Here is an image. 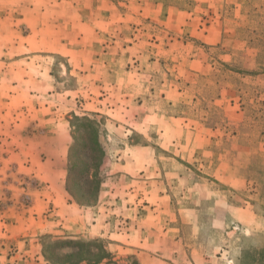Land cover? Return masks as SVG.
<instances>
[{"label": "rangeland", "instance_id": "obj_1", "mask_svg": "<svg viewBox=\"0 0 264 264\" xmlns=\"http://www.w3.org/2000/svg\"><path fill=\"white\" fill-rule=\"evenodd\" d=\"M76 116L99 123L91 186ZM71 206L102 235L60 233ZM67 241L264 264V0H0V264Z\"/></svg>", "mask_w": 264, "mask_h": 264}, {"label": "trees", "instance_id": "obj_2", "mask_svg": "<svg viewBox=\"0 0 264 264\" xmlns=\"http://www.w3.org/2000/svg\"><path fill=\"white\" fill-rule=\"evenodd\" d=\"M76 123L71 122V129L73 133V139L75 142H77V135L81 134V131H88L89 132V138L90 141H93V146L89 145V147H85V150L88 156H91L88 161L84 162L86 166L87 172H85L84 181H87L86 184L92 185L95 183L96 175L95 173H90V169L92 166L97 165L100 163V159L97 161L95 158H93L91 151H95V153L100 154L101 152V145L99 143V123L91 120L90 118H80L75 117ZM76 144V143H75ZM90 146H92L90 148ZM76 164L73 161L72 157V150L69 154V176L67 180V190L68 192L74 196L75 191L79 192L80 190V182H82V179L79 180V178L76 177L75 169ZM75 179H77V183H75ZM73 181V184H72ZM73 186H72V185ZM73 187L76 189L74 190ZM84 195V194H83ZM91 195L93 193L91 192ZM85 198H88L87 196H83ZM77 203L80 205H84L83 201L81 202L79 199H77ZM96 244V242H73V241H67V242H49L47 245L43 244V251H44V257L48 264H119L114 260L113 255L109 250L102 245H99L98 251L94 252L92 250V245ZM59 247L60 249H66L71 248V251L66 254L61 253H54L53 251L56 250V248ZM131 264H140L137 260Z\"/></svg>", "mask_w": 264, "mask_h": 264}, {"label": "crops", "instance_id": "obj_3", "mask_svg": "<svg viewBox=\"0 0 264 264\" xmlns=\"http://www.w3.org/2000/svg\"><path fill=\"white\" fill-rule=\"evenodd\" d=\"M204 42L206 44H215L218 39L216 40V38L213 39V36L211 33H208L207 35L204 36ZM71 55V54H70ZM51 203H55L57 207L60 208H65L64 205L58 204V200L57 199H51L50 200ZM71 211H73V213H67V216H65L63 218V220H60L58 223V229L60 230L59 232L62 234H67L70 236H85L88 235L90 237H93V235L96 233H98L99 235H102L103 230L105 229L103 226L101 225H95L93 220L90 223V215H91V211L88 210H84L79 207L78 211L71 206ZM56 212H61L60 210L55 209ZM94 219V218H92Z\"/></svg>", "mask_w": 264, "mask_h": 264}]
</instances>
